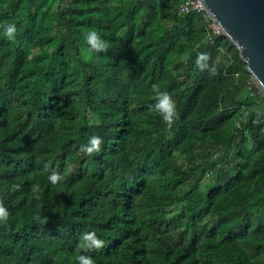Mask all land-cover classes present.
Segmentation results:
<instances>
[{
	"label": "trees",
	"instance_id": "16d2710c",
	"mask_svg": "<svg viewBox=\"0 0 264 264\" xmlns=\"http://www.w3.org/2000/svg\"><path fill=\"white\" fill-rule=\"evenodd\" d=\"M182 1L0 0V264H264V92Z\"/></svg>",
	"mask_w": 264,
	"mask_h": 264
},
{
	"label": "water",
	"instance_id": "95a60500",
	"mask_svg": "<svg viewBox=\"0 0 264 264\" xmlns=\"http://www.w3.org/2000/svg\"><path fill=\"white\" fill-rule=\"evenodd\" d=\"M264 90V0H201Z\"/></svg>",
	"mask_w": 264,
	"mask_h": 264
},
{
	"label": "clouds",
	"instance_id": "9594fccd",
	"mask_svg": "<svg viewBox=\"0 0 264 264\" xmlns=\"http://www.w3.org/2000/svg\"><path fill=\"white\" fill-rule=\"evenodd\" d=\"M4 32L6 33L9 39L15 40L16 38L15 24H8L4 28ZM86 38L88 40L89 45L91 46L89 48L90 52H94L98 54L99 52L106 50L105 44L100 41L99 34L96 31L93 30L87 33ZM157 95L159 99L155 105V109L162 114L163 121L170 126L176 116L175 101L171 98V96L167 92L158 91ZM101 144H102V137L99 135H93L87 144L81 145V151L90 155L93 152L99 151ZM58 179L59 177L55 173L49 176V180L53 183H55ZM7 218H8L7 210L3 207V205H0V223L6 222ZM83 242H84L83 246L89 250L93 248L97 250L101 249L105 243V241L102 238L98 237L95 230L85 232L83 234ZM78 260L80 261V264H94V261L91 257L80 256L78 257Z\"/></svg>",
	"mask_w": 264,
	"mask_h": 264
},
{
	"label": "built area",
	"instance_id": "2783aa9c",
	"mask_svg": "<svg viewBox=\"0 0 264 264\" xmlns=\"http://www.w3.org/2000/svg\"><path fill=\"white\" fill-rule=\"evenodd\" d=\"M179 12L181 13H190V12L202 13L208 20V26L210 28L211 35H215V36L220 35V34L223 35V31L221 27L206 11L201 0H183L179 5Z\"/></svg>",
	"mask_w": 264,
	"mask_h": 264
},
{
	"label": "rangeland",
	"instance_id": "374dc122",
	"mask_svg": "<svg viewBox=\"0 0 264 264\" xmlns=\"http://www.w3.org/2000/svg\"><path fill=\"white\" fill-rule=\"evenodd\" d=\"M253 86H254V88L258 89L259 91L264 92V90L260 87V85L254 79H253ZM91 116H92V119L94 121H98V120L100 121V118L98 115L91 114Z\"/></svg>",
	"mask_w": 264,
	"mask_h": 264
}]
</instances>
